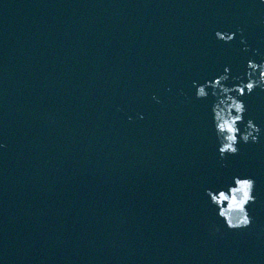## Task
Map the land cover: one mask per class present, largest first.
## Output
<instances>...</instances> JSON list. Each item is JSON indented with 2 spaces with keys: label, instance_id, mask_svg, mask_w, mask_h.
I'll return each instance as SVG.
<instances>
[{
  "label": "water",
  "instance_id": "obj_1",
  "mask_svg": "<svg viewBox=\"0 0 264 264\" xmlns=\"http://www.w3.org/2000/svg\"><path fill=\"white\" fill-rule=\"evenodd\" d=\"M249 59L260 0H0L3 264H264V136L221 159L192 86ZM242 99L264 129V91ZM239 174L257 202L231 231L205 191Z\"/></svg>",
  "mask_w": 264,
  "mask_h": 264
},
{
  "label": "clouds",
  "instance_id": "obj_2",
  "mask_svg": "<svg viewBox=\"0 0 264 264\" xmlns=\"http://www.w3.org/2000/svg\"><path fill=\"white\" fill-rule=\"evenodd\" d=\"M260 3L264 4V0H260ZM215 36L225 44H231L236 40L237 33L217 31ZM241 43L246 44V41L241 40ZM243 50L248 52L250 49L245 47ZM256 54H259L258 50ZM231 73V68L225 67L223 74L203 83L193 81L192 85L197 100H207L210 96L214 98L211 107L212 125L221 159L239 155L241 143L259 144L261 136H264V129L253 119L249 118L245 122L248 106L242 99L257 89L264 91V61L249 59L245 74L236 77V82L229 86ZM140 118L143 119V116ZM2 147L4 145L0 144V148ZM255 193L256 180L244 174L233 176L227 185L205 191L216 216L231 231H242L252 226L249 206L257 202ZM0 264H3L2 260Z\"/></svg>",
  "mask_w": 264,
  "mask_h": 264
}]
</instances>
